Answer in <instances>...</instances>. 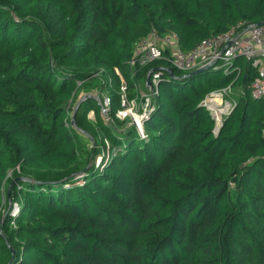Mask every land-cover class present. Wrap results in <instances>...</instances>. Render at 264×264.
I'll return each instance as SVG.
<instances>
[{
  "label": "trees",
  "instance_id": "1",
  "mask_svg": "<svg viewBox=\"0 0 264 264\" xmlns=\"http://www.w3.org/2000/svg\"><path fill=\"white\" fill-rule=\"evenodd\" d=\"M241 21L264 22V0H0V264H264L258 67L130 65L153 29L189 51ZM150 70L145 137L108 124L90 90L109 92L122 126V93L134 98ZM239 86L216 131L203 100ZM105 138L116 151L96 164Z\"/></svg>",
  "mask_w": 264,
  "mask_h": 264
},
{
  "label": "built area",
  "instance_id": "2",
  "mask_svg": "<svg viewBox=\"0 0 264 264\" xmlns=\"http://www.w3.org/2000/svg\"><path fill=\"white\" fill-rule=\"evenodd\" d=\"M178 37L174 32L161 34L153 29L148 36H144L135 42L130 59L131 67H134L135 70L137 67L142 69L152 61L165 59L171 66L183 71L218 64L219 68H223L225 73H227L232 67L235 58L244 56L253 66L258 67V73L250 83L251 94L255 98L264 100V24H249L246 26L244 21L238 22L224 32L205 38L189 51H185L180 47ZM160 75L159 71L150 70L147 79L139 82L138 94L132 99L127 97L126 92L122 93V103L116 113V117L121 119V121H126L130 118L131 120L127 127L135 130L140 137H145V121L157 104L156 97L159 94ZM148 78L150 79L149 84ZM124 88L123 86V90ZM230 88L213 90L202 102L203 106L217 120L216 131L224 118L231 113L238 103L222 96L221 91L226 92ZM219 98L220 101L217 102L216 100ZM106 101L110 107L109 98ZM107 109L108 111L103 108L104 116L109 118L110 115L107 116V113L110 108ZM92 112L94 113L93 110ZM111 119L113 118L111 117ZM105 144L106 147L102 154V159L106 162L111 155L109 151L111 142L108 138H105ZM18 211L19 205L15 204L14 212Z\"/></svg>",
  "mask_w": 264,
  "mask_h": 264
},
{
  "label": "rangeland",
  "instance_id": "3",
  "mask_svg": "<svg viewBox=\"0 0 264 264\" xmlns=\"http://www.w3.org/2000/svg\"><path fill=\"white\" fill-rule=\"evenodd\" d=\"M245 61H247V58L244 59ZM264 60V59H263ZM215 74V73H214ZM93 84L95 85H98V82L94 81ZM123 90V89H122ZM242 87H236V88H230L228 89L226 92L225 91H221L222 92V96L225 98V99H228V100H233V101H238V96L242 93ZM91 92L94 93V95L96 96V98L100 101V103L102 104V108H104L105 110L108 111L107 108H110L108 103H107V98H109V92L107 90H103V89H97V88H94L93 90L91 89L90 90ZM222 97V98H223ZM122 98V96H121ZM223 98V100H225ZM129 99H132V98H129ZM217 102L220 101V98L216 100ZM110 110V109H109ZM89 114H91V118H93V122H96V118L94 116V113L91 111ZM110 115V111L107 113V116ZM130 118L126 121H124V123H122V126H120L119 124H117V120H114V119H111V116H109V118H106V121L108 122V124H111V126L115 127V128H119L121 127L120 130H124L130 123ZM86 145L88 147V149H92L94 148L95 146H98V147H101V138L98 133H93V135L89 134V133H86ZM115 149H110V153H113ZM104 150L100 151L99 153H97L95 155V157L93 158L94 159V163L96 164H99L101 162V159H102V154H103Z\"/></svg>",
  "mask_w": 264,
  "mask_h": 264
},
{
  "label": "water",
  "instance_id": "4",
  "mask_svg": "<svg viewBox=\"0 0 264 264\" xmlns=\"http://www.w3.org/2000/svg\"><path fill=\"white\" fill-rule=\"evenodd\" d=\"M260 24H264V22H260ZM208 67H210V65L202 66V67L198 68V70L195 71V73H196V72L204 71V70L208 69ZM171 71H173L172 68H169V72H171ZM149 83H150V79L148 78V84H149ZM219 128H220V127H219Z\"/></svg>",
  "mask_w": 264,
  "mask_h": 264
}]
</instances>
